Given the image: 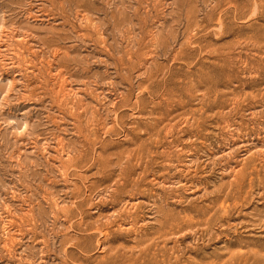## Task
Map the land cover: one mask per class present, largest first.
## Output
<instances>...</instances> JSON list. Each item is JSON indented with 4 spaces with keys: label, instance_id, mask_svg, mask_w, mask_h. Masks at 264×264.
I'll use <instances>...</instances> for the list:
<instances>
[{
    "label": "rangeland",
    "instance_id": "1",
    "mask_svg": "<svg viewBox=\"0 0 264 264\" xmlns=\"http://www.w3.org/2000/svg\"><path fill=\"white\" fill-rule=\"evenodd\" d=\"M0 264H264V0H0Z\"/></svg>",
    "mask_w": 264,
    "mask_h": 264
},
{
    "label": "bare ground",
    "instance_id": "2",
    "mask_svg": "<svg viewBox=\"0 0 264 264\" xmlns=\"http://www.w3.org/2000/svg\"><path fill=\"white\" fill-rule=\"evenodd\" d=\"M121 164V163H120ZM154 179V178H153ZM157 181V180H156ZM165 181V180H164ZM164 185V184H163ZM140 196V195H139ZM125 203V202H124ZM134 203V202H133ZM130 204V203H129ZM151 205V204H150ZM221 205V204H220ZM128 206V205H127ZM132 207V206H131ZM123 208V206H122ZM130 209V208H129ZM160 209V208H159ZM161 210V209H160ZM140 211V210H139ZM117 213V212H116ZM142 217V216H141ZM140 218V217H139ZM112 219V218H111ZM108 220V219H107ZM141 221V220H140ZM192 222V221H191ZM115 223V221H114ZM176 224V223H175ZM239 225V224H238ZM131 226V225H130ZM136 226V225H135ZM126 229V228H125ZM199 229V228H198ZM98 232V231H97ZM194 232V231H193ZM100 233V232H99ZM209 233V232H208ZM189 234V233H188ZM174 238V237H173ZM217 238V237H216ZM177 246V245H176Z\"/></svg>",
    "mask_w": 264,
    "mask_h": 264
}]
</instances>
